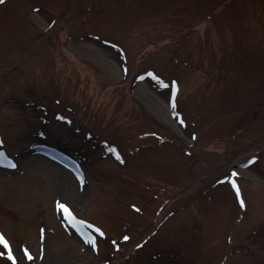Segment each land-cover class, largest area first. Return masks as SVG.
<instances>
[{
  "label": "rangeland",
  "instance_id": "obj_1",
  "mask_svg": "<svg viewBox=\"0 0 264 264\" xmlns=\"http://www.w3.org/2000/svg\"><path fill=\"white\" fill-rule=\"evenodd\" d=\"M0 235V264H264V0H3Z\"/></svg>",
  "mask_w": 264,
  "mask_h": 264
},
{
  "label": "bare ground",
  "instance_id": "obj_2",
  "mask_svg": "<svg viewBox=\"0 0 264 264\" xmlns=\"http://www.w3.org/2000/svg\"><path fill=\"white\" fill-rule=\"evenodd\" d=\"M43 159L41 160V164H43ZM45 166H49L50 169L55 173V175L59 178V180L62 183V189L65 190L67 196L73 197V187L75 184V181L72 179V175L70 176V173L63 168L59 167L58 165H55L51 162H48Z\"/></svg>",
  "mask_w": 264,
  "mask_h": 264
},
{
  "label": "snow or ice",
  "instance_id": "obj_3",
  "mask_svg": "<svg viewBox=\"0 0 264 264\" xmlns=\"http://www.w3.org/2000/svg\"><path fill=\"white\" fill-rule=\"evenodd\" d=\"M2 2H3V0H0V3H2ZM181 122H183V121H181ZM254 159H255V157H253V160H254ZM60 207L63 208L64 211H65V213L69 215V218H70V219H74V218L71 216V213L69 212V210H68V208H67L66 205L61 204ZM134 207H135V206H134ZM97 231H100V229H97ZM124 239H128V237L125 236ZM0 243H3V245H4L5 248H8V247H9L8 241L5 240V239L3 238L2 235H0ZM8 257H9L10 259H12V260H13V264H15V257H13L12 252H11L10 250H9V252H8ZM29 259H31V256H29Z\"/></svg>",
  "mask_w": 264,
  "mask_h": 264
}]
</instances>
